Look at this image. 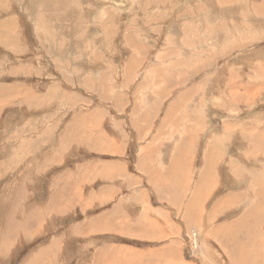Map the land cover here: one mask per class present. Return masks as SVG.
Returning <instances> with one entry per match:
<instances>
[{"label":"rangeland","instance_id":"1","mask_svg":"<svg viewBox=\"0 0 264 264\" xmlns=\"http://www.w3.org/2000/svg\"><path fill=\"white\" fill-rule=\"evenodd\" d=\"M162 171L215 184L184 264H264V0H0V264H159L118 200Z\"/></svg>","mask_w":264,"mask_h":264},{"label":"crops","instance_id":"2","mask_svg":"<svg viewBox=\"0 0 264 264\" xmlns=\"http://www.w3.org/2000/svg\"><path fill=\"white\" fill-rule=\"evenodd\" d=\"M124 165L125 164L118 161V177L128 174L127 171H124L126 168V165ZM199 174L200 175H198V178H196V180H193L191 183L190 176H192V171L158 172V175L156 177H163V179L164 177H168L169 180L170 178H173V183L169 184L170 187L174 186L171 187V190L173 192L171 195L172 199L170 201L167 199L166 201L164 193H162L161 195H157L156 200L159 204H156L155 207L148 205V213L146 214L139 211V198H142L143 195L139 193L137 176L134 178L136 182H133L131 181L133 180V175H131V184H136H133V186L129 187V194L125 198L126 201L118 200V233L120 232V234H123L130 232L134 233L136 238L141 237L142 240H152L154 242L153 245H148L147 250H139V253L147 256H151L153 254L156 258V261L158 260L159 264H184L182 260L180 242L182 229L181 226L174 221V218L176 219L178 217L177 212L181 214V212L184 211L185 215L183 218L186 217L187 219L185 220H189V222H191L190 220L198 215V209L201 208L204 202L208 199L206 189L210 186H215L213 176L210 179V173L204 174L203 171L202 173L200 171ZM175 178L176 180L174 181ZM121 188L119 187L118 191H121ZM188 191L190 192L189 195L187 194ZM235 197H231V199L229 197L224 198L221 202H219L223 205L220 206V204L218 203L219 205L217 204L218 206L216 205L215 208L219 209L220 207H223L224 205H226V203H229ZM140 213L141 215H148L147 219H145L144 216H141ZM246 217L247 215H245V218ZM240 222L241 221L230 225L231 227L227 229H236ZM244 222L250 223L249 220H246ZM219 226L224 225H218V227L215 226L210 228L209 233L213 236V233L218 231ZM186 227L187 226H183V228ZM224 237V239L223 237H221L220 241L224 242L225 245H228V243H232L229 238H227L226 236ZM248 245L251 246V244ZM232 247L233 250H237V242H235V244L232 243ZM232 254L234 255V252ZM131 257L134 260L132 254ZM236 260L238 262V258ZM136 263L138 264V262H135V264ZM151 263L152 262H142L139 264ZM132 264H134V262Z\"/></svg>","mask_w":264,"mask_h":264},{"label":"bare ground","instance_id":"3","mask_svg":"<svg viewBox=\"0 0 264 264\" xmlns=\"http://www.w3.org/2000/svg\"><path fill=\"white\" fill-rule=\"evenodd\" d=\"M262 6V5H261ZM255 8V7H254ZM263 8V7H262ZM256 9V8H255ZM206 162H208V160H206ZM236 173V172H235ZM239 178V177H238ZM220 204V203H219ZM218 204V205H219ZM217 205V206H218ZM258 211V209L256 210L255 209V207H253L249 212H247L246 213V215H247V217H246V219H251L252 218V215H255V212H257ZM232 229V231H231V233H230V238H231V240L234 238V234H233V229L235 230V228H231ZM249 255L250 254H248V255H246L245 256V259H248L249 260ZM253 258V257H252ZM251 261V260H250ZM254 263V262H253Z\"/></svg>","mask_w":264,"mask_h":264}]
</instances>
